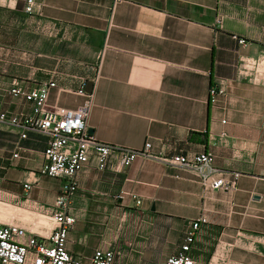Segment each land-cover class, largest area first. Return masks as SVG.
I'll use <instances>...</instances> for the list:
<instances>
[{
	"label": "crops",
	"instance_id": "1",
	"mask_svg": "<svg viewBox=\"0 0 264 264\" xmlns=\"http://www.w3.org/2000/svg\"><path fill=\"white\" fill-rule=\"evenodd\" d=\"M0 2V46L7 16L14 59L0 64V112L31 115L12 88L52 83L48 109L92 96L86 125L100 142H149L167 158L209 152L225 179L240 174L225 191L145 158L120 172L84 168L67 210L66 250L80 264L96 250L113 251L116 264H165L197 220L194 264H264V86L237 77L240 58L264 54V0H122L112 18L110 0H38L31 15L23 0ZM218 83L224 92L212 98ZM19 136L0 125V224L23 227L25 241L50 233L38 208L52 206L61 180L38 174L47 138Z\"/></svg>",
	"mask_w": 264,
	"mask_h": 264
},
{
	"label": "built area",
	"instance_id": "2",
	"mask_svg": "<svg viewBox=\"0 0 264 264\" xmlns=\"http://www.w3.org/2000/svg\"><path fill=\"white\" fill-rule=\"evenodd\" d=\"M9 2L11 0H0ZM111 1V18L116 6L122 0ZM24 13H36L38 0H23ZM245 45L244 40H238ZM104 52L99 56V65ZM237 77L250 84L264 86V54L257 57L240 58L237 67ZM54 84L41 85L31 90H25L15 85L11 94L21 97L32 104L31 115L18 118L0 112V125L17 128L19 138L24 140L28 133H37L47 138L43 152V163L39 169L40 176H47L61 180V185L52 206H40L37 215L39 226L48 224L51 227L46 237L32 236L25 241L26 230L18 225L0 224V264H80L74 256L66 250L67 234L75 219L67 213L70 200L77 190V175L86 167L99 172L110 169L120 172L128 168L137 158L159 161L163 164L191 171L199 178L201 184L212 190L228 191L234 188L235 181L240 176L233 173L230 180L221 176L213 167V157L209 152L186 158L177 155L170 158L155 156L150 152V143L146 142L143 148L132 150L113 146L96 140L88 132L86 119L91 108V95L77 109L55 108L48 109L47 98L49 88ZM224 86L218 83L210 89L213 98L223 94ZM85 96L83 89L77 92ZM115 156L114 164H110L111 156ZM17 158V153L13 154ZM32 182L25 181L23 189L29 191ZM140 205V201L136 200ZM44 219L45 224H40ZM197 220L187 233L185 242L178 254L169 257L165 264H194L189 253L194 241ZM89 264H116L115 253L109 251H94Z\"/></svg>",
	"mask_w": 264,
	"mask_h": 264
},
{
	"label": "rangeland",
	"instance_id": "3",
	"mask_svg": "<svg viewBox=\"0 0 264 264\" xmlns=\"http://www.w3.org/2000/svg\"><path fill=\"white\" fill-rule=\"evenodd\" d=\"M1 3V2H0ZM2 37H1V42L2 45L0 46L2 48V51H0V64H4L6 62H12L13 55H12V45H11V26H10V18L7 16H4L2 19ZM20 214H23V216H28V212H23L20 211ZM28 219V217H26Z\"/></svg>",
	"mask_w": 264,
	"mask_h": 264
},
{
	"label": "water",
	"instance_id": "4",
	"mask_svg": "<svg viewBox=\"0 0 264 264\" xmlns=\"http://www.w3.org/2000/svg\"><path fill=\"white\" fill-rule=\"evenodd\" d=\"M89 134H92V130H88Z\"/></svg>",
	"mask_w": 264,
	"mask_h": 264
}]
</instances>
